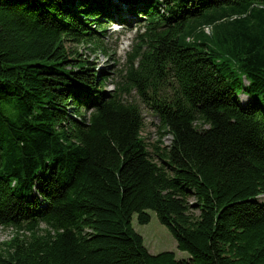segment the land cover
Segmentation results:
<instances>
[{"label":"trees","instance_id":"16d2710c","mask_svg":"<svg viewBox=\"0 0 264 264\" xmlns=\"http://www.w3.org/2000/svg\"><path fill=\"white\" fill-rule=\"evenodd\" d=\"M134 20L107 94L67 43ZM150 210L189 259L147 250ZM0 225V264H264V0H0Z\"/></svg>","mask_w":264,"mask_h":264},{"label":"rangeland","instance_id":"374dc122","mask_svg":"<svg viewBox=\"0 0 264 264\" xmlns=\"http://www.w3.org/2000/svg\"><path fill=\"white\" fill-rule=\"evenodd\" d=\"M143 25L144 21L134 20L132 24L125 27L113 25L108 27L107 31L99 36L104 41L100 51H93L86 45L79 46L72 42L67 43V46L72 53L77 51L80 54V58L77 59L89 62L95 71L102 73L106 83L104 91L109 94L114 92L122 80L120 75L125 70L124 65L129 59L128 54L132 52V47L135 45L137 36L144 32ZM103 48L107 54L103 52ZM127 98L131 100L133 96L131 95V97ZM143 121L144 128L141 135L146 138L148 143H155L161 140L162 144L159 145L161 148H165L170 144V136L161 137L159 134L158 126L160 125V119L146 106L143 107ZM149 150L152 152L151 148ZM152 159L156 163L161 164V160L157 156L153 155ZM190 202L194 203V199L191 198ZM148 214L151 220L146 225L138 222L137 215H134L132 219V226L143 237L147 250L153 255L162 252H173L179 260L189 259V253L178 249L177 241L169 229L160 223L156 212L150 210ZM15 234L16 229L12 227L0 228V250L6 248L5 244Z\"/></svg>","mask_w":264,"mask_h":264},{"label":"built area","instance_id":"2783aa9c","mask_svg":"<svg viewBox=\"0 0 264 264\" xmlns=\"http://www.w3.org/2000/svg\"><path fill=\"white\" fill-rule=\"evenodd\" d=\"M204 31H205L207 34H209V33H210V27L205 26V27H204ZM2 227H4V226L0 225V228H2Z\"/></svg>","mask_w":264,"mask_h":264}]
</instances>
